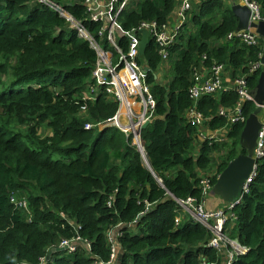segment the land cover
Here are the masks:
<instances>
[{
	"label": "trees",
	"instance_id": "16d2710c",
	"mask_svg": "<svg viewBox=\"0 0 264 264\" xmlns=\"http://www.w3.org/2000/svg\"><path fill=\"white\" fill-rule=\"evenodd\" d=\"M38 1L0 0V264H100L109 260V235L120 226L127 227L116 236L124 251L117 264H221L223 255L206 247L210 231L189 217L176 226L181 207L171 195L195 198L207 208L221 200L202 194L201 179L211 178L214 187L228 164L246 153L240 145L245 123L230 126L220 116L221 109L230 113L238 106L234 90L199 99L190 90L199 70L219 63L233 78L246 76L253 92L263 68L250 69L260 61L263 40L256 46L229 40L238 25L231 5L206 0L167 61L150 41L138 60L149 68L156 100L154 121L142 132L151 170L132 135L112 127L86 129L113 118L119 102L102 92L84 101L95 84L97 54L65 18ZM56 1L101 47L114 51L99 35L103 23L91 20L86 0ZM132 1L119 17L126 31L151 21L163 27L179 0ZM254 2L264 19V0ZM118 41L128 52L129 40ZM255 109L254 102L243 104L245 118ZM193 113L205 121L202 127L192 122ZM204 126L212 132L230 127L232 133L228 142L201 143ZM12 196L27 206L16 207ZM235 213L227 231L250 248L236 264H264V160ZM78 238L80 251L42 263L51 248Z\"/></svg>",
	"mask_w": 264,
	"mask_h": 264
},
{
	"label": "built area",
	"instance_id": "2783aa9c",
	"mask_svg": "<svg viewBox=\"0 0 264 264\" xmlns=\"http://www.w3.org/2000/svg\"><path fill=\"white\" fill-rule=\"evenodd\" d=\"M130 0H86L85 6L90 18L95 23H103V27L99 31L101 37H105L111 44L114 51L104 49L99 45L95 38L89 33L84 24L75 19L68 12V9L56 0H39V4L52 9L61 17L65 18L71 28L77 31L79 37L90 43L92 49L97 54V64L93 72L95 84H90L88 89L91 91L84 98V101L95 100L100 92L106 93L109 98L119 102V110L117 114L108 120L87 124V130L97 129L99 131L108 127H116L132 133L134 135L133 144L139 147L143 157H146L145 148L142 147V139L140 129L147 123L152 122L156 109V100L151 91V85L147 83L149 69L139 63V44L142 38L143 31H147L149 37L156 42L159 47V53L162 58L167 61L170 57V49L178 43L181 34L189 23L191 15L195 8L201 5L206 0H179L177 1V11L173 15L171 22L160 27L157 22H144L138 28L131 31H126L122 28L119 22L120 15L126 10ZM244 5H247L252 11L253 21L261 19L259 6L254 0H242ZM119 37H125L129 40V50L125 52L118 41ZM229 40L240 39L247 46L261 45V37L254 30L233 32L228 36ZM261 58V55H260ZM226 67L216 63L209 69L199 70L196 74L195 84L190 90V95L194 99H199L204 96L220 95L234 90L239 95V104L235 110L227 113L221 109L220 116L228 119L230 125L243 123L246 121L243 115V104L254 102L253 92L248 87L246 76L233 78ZM263 68L261 62L251 67L250 71L255 72ZM159 74H156L157 79H161L164 68H160ZM226 71V72H225ZM83 109H86L85 107ZM125 121L123 123L122 121ZM191 120L196 126L202 127L205 121L196 114H191ZM264 120V117H263ZM200 141L209 143L228 142L231 129H223L216 132L207 130L206 126L200 130ZM255 159L257 163L246 185L243 188L240 196L232 203L218 211H205L204 202L199 203L195 198H188L185 201L177 202L181 211L175 219L176 226H179L182 221L189 216L194 221L200 223L205 229L212 233V238L207 244V248L215 250L217 254H222L221 264H236L240 257L249 253L250 248L242 245L238 239L232 238L227 226L230 227L237 220L235 213L236 208L242 204L243 198L250 192L252 184L259 175V162L264 160V121L263 127L258 139V145L255 151ZM202 194L206 197L212 189V181L210 178L201 179ZM15 205L26 207L25 201L19 203L13 198ZM207 208V207H206ZM116 230V229H115ZM114 230V231H115ZM114 231L109 235L111 243V256L107 264H116L118 259V251L121 246L117 239V234ZM80 241L64 240L58 248H63L69 254L79 250L77 243ZM91 251L90 244H87ZM46 262V258L42 259V263ZM201 264H210L206 260Z\"/></svg>",
	"mask_w": 264,
	"mask_h": 264
},
{
	"label": "water",
	"instance_id": "95a60500",
	"mask_svg": "<svg viewBox=\"0 0 264 264\" xmlns=\"http://www.w3.org/2000/svg\"><path fill=\"white\" fill-rule=\"evenodd\" d=\"M231 9L238 19V25L236 29L237 32L254 30L255 33L264 40V19L253 21V11L248 6L241 3H236V1H232ZM149 43V34L147 31H143L142 38L139 44L140 56H143L145 54ZM260 62L263 66V71L258 80V84L252 93L255 99L256 109L248 117V119H246L245 126L240 137V145L244 150H246V153L239 155L236 159L228 164L226 169L218 176L217 183L211 191V194L213 196H218L224 203H231L239 197L257 163V160L254 156L264 121V48L261 54ZM149 125V122H147L142 126L141 129L144 130ZM144 144L145 143L143 142V148ZM142 152L144 153L145 151L142 150ZM145 161L147 162L146 159ZM146 166L152 170L151 166L148 163L146 164ZM171 196L174 200H178L173 195ZM124 227L127 226L118 227L114 231V233L122 231ZM64 250L65 249L63 248H53L49 252L47 260L49 261L51 259V256L54 252H61ZM122 257L123 255H121L120 258Z\"/></svg>",
	"mask_w": 264,
	"mask_h": 264
},
{
	"label": "clouds",
	"instance_id": "9594fccd",
	"mask_svg": "<svg viewBox=\"0 0 264 264\" xmlns=\"http://www.w3.org/2000/svg\"><path fill=\"white\" fill-rule=\"evenodd\" d=\"M240 3L243 4V3H242V0H241ZM246 6H247V5H246ZM86 8H87V7H86ZM259 9H260V8H259ZM261 19H262V18H261ZM261 39H262V38H261ZM151 40H152V39L150 38V41H151ZM262 40H263V39H262ZM263 48H264V40H263ZM255 105H256V103H255ZM263 117H264V116H263ZM153 121H154V120H153ZM153 121L150 122L149 124L151 125V124L153 123ZM243 123H245V122H243ZM150 125H149V126H150ZM230 126H234V125H230ZM108 128H111V127H108ZM112 128H116V127H112ZM141 128H142V127H141ZM229 128H230V127H229ZM105 129H107V128H105ZM105 129H104V130H105ZM118 129H119V128H118ZM119 130H121V129H119ZM141 130H142V129H140L139 131H140V133H141V139H142V132H143V130H142V131H141ZM102 131H103V130H102ZM121 131H122V130H121ZM123 132H125V131H123ZM125 133H126V132H125ZM231 133H232V129H231L230 134H231ZM127 134L130 135V136L132 135L133 138H134V135H133L132 133H127ZM229 136H230V135H229ZM228 139H229V138H228ZM143 142H144V141H143V139H142L141 143H143ZM200 142L202 143L203 141H200ZM144 143H145V142H144ZM138 148H139V147H138ZM144 148H145V144H144ZM139 149H140V148H139ZM199 150H200V149H198L197 152H199ZM140 152H141V151H140ZM145 153H146V150H145ZM142 155H143V154H142ZM143 158H144V161H145V159L147 160V155H146V158H145V157H143ZM147 163H148V162L145 161V164H147ZM260 163H261V162H259V165H260ZM148 164H149V163H148ZM211 175H212V174H211ZM210 179H211V178H210ZM211 181H212V179H211ZM160 182H161V181H160ZM212 189H213V185H212ZM212 189H211V191H212ZM210 193H211V192H210ZM13 198L16 200V198H15L14 196H12V200H13ZM236 199H237V198H236ZM236 199H235V200H236ZM235 200H234V201H235ZM175 201H176V202H179L180 200H175ZM234 201H233V202H234ZM13 202H14V200H13ZM14 203H15V202H14ZM231 203H232V202H231ZM223 204H224L223 207H225V206H226L227 204H229V203H224V202H223ZM15 206H16V205H15ZM16 207H17V206H16ZM223 207H222V208H223ZM238 207H239V206H238ZM238 207H237V208H238ZM237 208H236V209H237ZM207 209H208V208H207ZM187 217H189V216H186V219H187ZM189 219H191V218L189 217ZM192 220H193V219H192ZM193 221H194V220H193ZM182 222H183V221H182ZM194 222H196V221H194ZM196 223H198V222H196ZM199 224H200V223H199ZM200 225H201V224H200ZM229 232H230V231H229ZM230 234H231V233H230ZM85 246L87 247V245H85ZM120 246H121V245H120ZM52 249H53V248H51L50 251H51ZM55 249H58V247H55ZM87 249H88V247H87ZM50 251H49V252H50ZM64 251H65V250H64ZM78 251H80V250H78ZM78 251H77V252H78ZM61 252H63V251H61ZM65 252H66V251H65ZM88 252H91V251L88 249ZM58 253H60V252H54V253L52 254V256H53V255H56V254H58ZM75 253H76V252H75ZM123 254H124V251H123V248L121 247V250L118 251V259H119V258L121 257V255H123ZM52 256H51V258H52ZM91 257L94 259V262L96 263L97 260H98V258L95 257V256H93V255H91ZM109 259H110V258H109ZM118 259H117V262H118ZM120 259H121V258H120ZM50 260H51V259H50ZM50 260H49V261H50ZM108 261H109V260H108ZM108 261H100V264H107ZM46 262H48L47 257H46ZM117 262H116V264H117Z\"/></svg>",
	"mask_w": 264,
	"mask_h": 264
},
{
	"label": "rangeland",
	"instance_id": "374dc122",
	"mask_svg": "<svg viewBox=\"0 0 264 264\" xmlns=\"http://www.w3.org/2000/svg\"><path fill=\"white\" fill-rule=\"evenodd\" d=\"M142 1H144V0H133L132 1V5H137V4H139L140 2H142ZM192 31L194 32L195 31V29L194 28H192ZM169 70V66L167 65L166 66V68L163 70V72H162V74H164L165 72H167ZM165 71V72H164ZM170 73V72H169ZM163 76V75H162ZM162 78V77H161ZM222 158H220V156H217L216 157V160H221ZM26 200V199H25ZM223 203H219V204H215V205H213V206H211V207H208V209L206 208V207H204V210L205 211H218L219 209H221L222 207H223ZM66 219H68L69 220V218L68 217H65ZM68 254L69 253H67V252H65V251H63V252H60V253H58L57 254V256H59V257H68ZM70 255V254H69Z\"/></svg>",
	"mask_w": 264,
	"mask_h": 264
},
{
	"label": "crops",
	"instance_id": "0c3cea01",
	"mask_svg": "<svg viewBox=\"0 0 264 264\" xmlns=\"http://www.w3.org/2000/svg\"><path fill=\"white\" fill-rule=\"evenodd\" d=\"M226 4L232 5V1H236V3H240L241 0H223ZM222 200H215V204L221 203Z\"/></svg>",
	"mask_w": 264,
	"mask_h": 264
},
{
	"label": "bare ground",
	"instance_id": "6f19581e",
	"mask_svg": "<svg viewBox=\"0 0 264 264\" xmlns=\"http://www.w3.org/2000/svg\"><path fill=\"white\" fill-rule=\"evenodd\" d=\"M122 122H123V123H125V121H124V120H123Z\"/></svg>",
	"mask_w": 264,
	"mask_h": 264
}]
</instances>
